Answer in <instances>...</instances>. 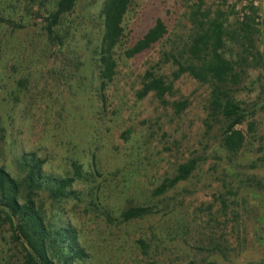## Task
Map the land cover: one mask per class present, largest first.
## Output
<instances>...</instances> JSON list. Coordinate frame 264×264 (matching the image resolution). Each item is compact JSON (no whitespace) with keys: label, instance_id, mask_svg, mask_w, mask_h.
Here are the masks:
<instances>
[{"label":"rangeland","instance_id":"rangeland-1","mask_svg":"<svg viewBox=\"0 0 264 264\" xmlns=\"http://www.w3.org/2000/svg\"><path fill=\"white\" fill-rule=\"evenodd\" d=\"M57 1L0 0V17L21 25L0 23V166L16 180L23 156L41 161L51 179L77 167L73 197L54 199L48 186L33 191L45 224L75 233L87 255L75 264H264V0L252 12L258 22H239L230 0H203L199 12L197 0H130L102 91L96 50L104 0H76L54 27L62 45H51L44 18ZM217 11L220 53L237 76L222 89L244 114L234 153L222 144L229 121L210 106L215 85L172 80L175 67L163 61L184 60L191 37ZM157 19L165 34L125 58ZM148 70L171 86L163 103L151 92L137 98ZM188 160L195 162L189 176L153 196ZM137 206L150 213L121 222L120 213ZM21 256L0 223V264Z\"/></svg>","mask_w":264,"mask_h":264},{"label":"trees","instance_id":"trees-1","mask_svg":"<svg viewBox=\"0 0 264 264\" xmlns=\"http://www.w3.org/2000/svg\"><path fill=\"white\" fill-rule=\"evenodd\" d=\"M76 0H58L52 12L44 18V33L51 45H62L61 37L54 32V27L62 16L67 14L74 6ZM203 0H197L196 12ZM220 4L225 0H218ZM130 0H104L100 10L101 36L96 50V68L99 91L111 81L114 74L115 60L113 50L122 37V20ZM222 16L217 11L214 17L198 33H195L186 50L184 60L174 55H165L163 61L170 60L175 70L171 74L172 80L187 75L198 83H213L209 99L212 110L217 111L229 121L222 134V144L229 153L236 152L242 141L239 131L234 129L244 121V114L237 103L228 96L222 85L235 84L237 76L233 73L232 64L220 53L222 45ZM0 23L6 26L20 28L13 25L10 20L0 17ZM165 27L160 20L153 25L135 43L123 52L125 58H132L148 49L164 34ZM171 86L162 78L154 76L152 70L144 73V83L137 92V98L153 93L159 103L169 94ZM103 101V95L100 96ZM174 111L179 113L185 107V102L173 104ZM23 175L19 180L13 178L4 166H0V223H6L11 237L21 248V259L13 264H75L82 263L87 255L78 244L75 233L71 228L48 227L40 211L35 206L33 191L48 186L52 198H71L74 192L71 186L79 177V171L72 165L73 174L70 177L58 179L48 178L41 173V161L33 155L22 157ZM195 162L188 160L176 168L175 175L164 179L153 191V196L160 195L170 189L177 182L185 180L193 170ZM47 184V185H46ZM150 213L148 207H129L123 210L119 217L121 222H128L144 217ZM141 245V242H139Z\"/></svg>","mask_w":264,"mask_h":264},{"label":"built area","instance_id":"built-area-1","mask_svg":"<svg viewBox=\"0 0 264 264\" xmlns=\"http://www.w3.org/2000/svg\"><path fill=\"white\" fill-rule=\"evenodd\" d=\"M231 7L236 19L241 22L247 17H252L255 22H258V14L254 17L252 12L257 7L256 0H230Z\"/></svg>","mask_w":264,"mask_h":264}]
</instances>
